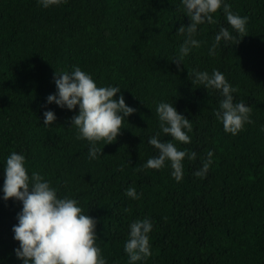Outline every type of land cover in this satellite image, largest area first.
<instances>
[{
	"label": "trees",
	"instance_id": "1",
	"mask_svg": "<svg viewBox=\"0 0 264 264\" xmlns=\"http://www.w3.org/2000/svg\"><path fill=\"white\" fill-rule=\"evenodd\" d=\"M231 11L248 18L242 38L222 10L217 23L198 26L193 47L177 67L186 39L176 30L188 25L181 0H67L43 8L37 0H0V189L5 158L26 157L29 174L40 173L58 195L78 200L97 221V243L108 264H128L124 243L129 225L148 218L152 255L137 264H264V0H226ZM234 37L209 49L220 27ZM241 38V39H240ZM240 39V40H239ZM79 66L98 86H118L136 111L123 121L117 139L90 159V144L71 126L76 110L46 105L56 91L54 77ZM221 71L237 89L234 102L251 107L252 123L237 135L216 118L223 97L192 83L194 71ZM174 103L192 124L191 143L161 135L185 158L183 180L143 168L158 155L148 138L160 132L156 107ZM57 120L43 124V112ZM206 177L194 173L207 160ZM134 187L139 200L125 195ZM0 264H22L12 228L22 203L2 199Z\"/></svg>",
	"mask_w": 264,
	"mask_h": 264
},
{
	"label": "clouds",
	"instance_id": "2",
	"mask_svg": "<svg viewBox=\"0 0 264 264\" xmlns=\"http://www.w3.org/2000/svg\"><path fill=\"white\" fill-rule=\"evenodd\" d=\"M43 8H50L67 3V0H37ZM184 14L189 17L188 25L181 24L176 30L185 34L186 39L179 49L176 58L177 67L183 62L193 47L200 42L194 39L198 26L205 23H217L214 14L222 10L231 29L242 38L247 34L246 16L242 17L231 11L226 0H181ZM240 38V39H241ZM234 37L229 28L221 26L215 36V43L209 49V55H215V49L221 41L226 44ZM239 39V40H240ZM192 83H199L205 89L217 90L223 99L219 102L216 118L222 123L224 131L237 135L244 130L245 124L252 123L251 107L245 102H234L233 93L237 91L225 75L214 70L194 71L191 73ZM56 91L46 97V105L55 103L61 109L76 110L71 118V126L78 131V139H86L89 144V158L96 159L102 155L103 147L97 142L112 143L123 128V121L136 109L129 106L118 86H98L91 74L79 66H73L68 72L57 73L54 77ZM160 132L148 138L158 155L147 160L142 166L160 170L170 163L172 177L180 182L184 177L185 158L195 160V151L179 150L176 144L161 139V135L170 136L173 140L184 144L191 143L188 135L192 131L190 119L180 113L174 103L160 102L156 107ZM57 120L54 110L43 112V124L51 126ZM213 153H207V160L194 175L204 178L212 164ZM4 183L0 191L2 199L9 198L22 203L17 213L18 223L13 226L14 240L19 246L14 249L15 256L22 264H108L97 241V221L85 213L79 202L69 196H59L50 181L38 172L29 174L26 157L23 153L11 152L3 162ZM125 195L139 200L142 193L134 187L125 190ZM152 222L145 218L129 225L128 239L124 243V252L128 256V264L149 258L151 253L150 233Z\"/></svg>",
	"mask_w": 264,
	"mask_h": 264
}]
</instances>
